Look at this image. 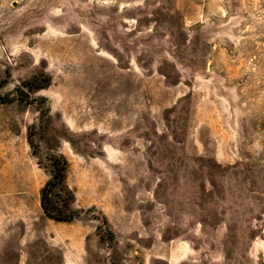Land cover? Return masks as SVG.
Instances as JSON below:
<instances>
[{
  "label": "rangeland",
  "instance_id": "rangeland-1",
  "mask_svg": "<svg viewBox=\"0 0 264 264\" xmlns=\"http://www.w3.org/2000/svg\"><path fill=\"white\" fill-rule=\"evenodd\" d=\"M0 264H264V0H0Z\"/></svg>",
  "mask_w": 264,
  "mask_h": 264
},
{
  "label": "trees",
  "instance_id": "trees-1",
  "mask_svg": "<svg viewBox=\"0 0 264 264\" xmlns=\"http://www.w3.org/2000/svg\"><path fill=\"white\" fill-rule=\"evenodd\" d=\"M63 181H64V180H63V175H61L59 179L54 180V181H52V182H49V183L46 185L45 189H44V192H43V205H44L45 211H46L48 214H50V215H52V213H50V212H49V209H48V202H47V201H48V195H49V193L53 190V188H54L55 186L58 185V183H62ZM56 217H58V218H63V217H60V216H58V215H56Z\"/></svg>",
  "mask_w": 264,
  "mask_h": 264
}]
</instances>
